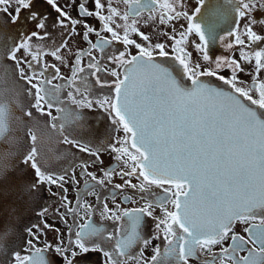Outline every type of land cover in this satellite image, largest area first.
Masks as SVG:
<instances>
[{"label": "snow or ice", "instance_id": "6c2138e0", "mask_svg": "<svg viewBox=\"0 0 264 264\" xmlns=\"http://www.w3.org/2000/svg\"><path fill=\"white\" fill-rule=\"evenodd\" d=\"M12 2L0 0V6L7 4L10 7ZM14 2L17 5L14 14L8 13V16L17 30L7 36L0 32V73L13 79L17 96L24 95L27 101L26 104H15L21 113L15 119L25 129L27 151L17 153L24 169L0 161V203L12 197V203L6 206V210L10 217H19L25 211L35 209L44 191L49 196L58 195L51 191L55 186L60 190L65 214L75 217L76 209L70 206L64 187L67 170L57 172L51 161L42 155L34 130L41 122L40 117L44 116L51 118L52 128L57 127L51 123L58 119L52 116L51 109L58 99L54 89L58 91L62 86L46 87L51 84V79L45 77L46 66L38 75L35 69L31 74H25L20 67L25 63L32 69L33 62L40 63L42 52L38 47L33 50L30 41L46 39L57 30L61 39L50 52L57 60L63 62L58 53L68 47V37L73 33L81 35L89 46L87 51L80 50L74 55L71 83L76 84L78 75L85 72L80 65L81 57L86 55L89 57L87 67L93 70L91 74L95 77V84L101 88L110 87L114 93L111 97L96 100L81 93L79 87L76 91L81 99L76 100L71 92L68 93L73 103L80 107L91 109L95 103L109 112L117 130L122 129L125 134L117 140L121 145L119 148L112 146L115 159L124 166V170L118 173L124 183L116 184L114 188L127 186L137 189L139 193L147 194L149 199L143 207L131 210H120L119 205L110 209L104 203L100 215L116 224L114 232L89 219L79 226L75 240L69 239L67 245L62 242L55 246L46 244L41 249L28 240L29 254L21 256L10 244H0V250L4 251L0 264H56L54 259H49V251L54 257H59L60 264H92L93 253L102 254L106 258L105 264H128L134 259L137 264H189L190 259L199 258L197 253L210 255L211 260L206 264H217V261L219 264H264V82L253 89L239 87L237 73L244 71L240 62L235 59L226 61L232 73L226 78L218 72L224 63L218 60L216 69H202L200 64H191V54L182 47L188 36L195 33L200 41L196 48L203 53V60L209 62V43L217 38L220 18L227 19L231 11L221 13V6L214 0H196L189 14L176 10V0H151L144 7L155 4L160 9L158 16H151V19H158L160 24L180 18L187 22L186 26L181 25V31L173 28L171 34L164 33L173 42L166 45L152 44L150 37L138 29L135 17L140 15V11L132 5H140V0H124L129 10L123 14L111 6V0H93V10H88L87 0H82L78 5L77 19H73L57 0H44L56 13L54 17L38 10L34 0ZM231 2L239 18H249L245 25L249 42L258 44L264 41V37L252 27L256 23L264 24V19L257 21L252 17L254 11L264 13V0ZM0 10L7 12L6 7H0ZM23 10L28 11L22 17ZM89 17L100 22L99 30L88 24ZM77 26L83 29L82 33L77 32ZM93 34L97 37L95 42L89 38ZM228 35L235 36L236 44L244 45V40L235 31H229ZM132 36L144 43H138ZM114 43L121 44L123 50L108 55L106 50ZM129 47H135L137 54L132 55ZM228 47L231 48L232 44ZM22 50L31 54V61L18 57ZM95 50L107 55L109 63L125 69L120 73L116 68L108 69L104 65L103 70L113 77L111 83L101 80L98 75L102 62L92 55ZM157 57L170 59L172 63L158 62ZM253 57L258 75L264 69V48L247 54L241 49V59L246 63H251ZM56 73H59L58 68ZM202 77H214L232 91L214 87ZM84 79L86 77L81 83ZM20 81L24 82V88L18 86ZM87 91L89 89L85 85ZM253 91L258 93V97L254 98ZM57 111L64 109L58 108ZM9 117L10 106L0 101V140L8 130ZM84 127L81 125L82 129ZM59 128L64 144L99 159L98 153L87 144L65 135L63 124ZM25 170L30 171V177ZM84 174L94 182L89 184L85 181L86 193L93 194L96 185L104 187L111 183L114 171L104 170L102 176L97 177L85 168ZM125 177H135L139 183L133 184ZM72 180L78 183L74 175ZM130 199L125 197V202ZM84 207L86 212L91 208L90 205ZM156 208L160 209L159 216L154 215ZM45 212L47 207L41 206L37 214L43 216ZM145 218L154 222L152 238L161 240V244L153 248L150 261L142 260V251L139 256L131 252L138 244L147 246L150 243L142 231ZM257 220L259 223H250ZM237 222L249 225L244 229L246 236L233 231ZM33 227L38 228L37 225ZM10 230V227H5L2 234L5 239ZM26 231L38 239L32 228ZM225 240L231 241L227 247L223 246ZM217 245H221L219 254L212 251ZM241 252L247 254L240 255Z\"/></svg>", "mask_w": 264, "mask_h": 264}, {"label": "flooded vegetation", "instance_id": "af4514ba", "mask_svg": "<svg viewBox=\"0 0 264 264\" xmlns=\"http://www.w3.org/2000/svg\"><path fill=\"white\" fill-rule=\"evenodd\" d=\"M34 2L37 9L41 12L50 13L53 17L56 15V13L51 10L50 6L44 3V0H34ZM57 2L73 19L78 18L77 9L82 0H57ZM102 2H105V0H102ZM214 2L221 6V13L231 11V16L227 19L220 18V28L217 30V38L215 41H210L209 43L208 54L210 56V61L205 62L203 60V53L197 50L196 45L199 44L200 41L195 33L188 36L187 43L182 45V47L191 54V64H200L202 69L205 67L216 69V61L218 60L224 63L225 66L219 69L218 72L226 78L230 77L232 74L231 69L226 65V61L230 59L237 60L240 62L241 68L244 69V71H239L237 73L239 81L237 86L245 89H253L261 82L255 79V83L254 80L245 82L246 80L240 77V75L247 72L245 68L246 64L249 66L248 63L241 59V49H243L246 54L251 53L253 50L263 48L264 41H261L258 44L249 42L245 35V25L249 23V18H239L232 8L231 0H214ZM150 3L151 0H140V5H132L133 8H138L140 11V15L135 17L138 21L137 27L141 32L150 37L152 44L164 43L166 45H171L173 42L169 40L164 33L171 34L173 28L181 31L183 30L181 25L186 26L187 22L183 18H180L178 20L166 22L165 24H160L158 19L150 18L151 16H158L160 11L158 6L151 4V7H144V5ZM67 5L71 6L69 7ZM195 5L196 0H176L175 4L178 12L185 11L189 14H191ZM16 6L14 0L10 7L7 4L0 6L7 8V12L0 10V32L4 33L5 36L16 33L17 26L11 24L8 16V13L14 14ZM111 6L117 8L121 14L129 10L128 5L124 3V0H111ZM86 8L88 10H93V0H87ZM27 11L28 10H23L21 16H25ZM252 17L259 21L264 19V13L254 11ZM131 19L132 17H130V21ZM87 22L93 28L100 29V22L94 17L87 18ZM118 23H122V21H118ZM263 26L264 24L261 23L254 24L252 26L253 31L264 37V28H261ZM25 31H27V29H25ZM229 31H235L236 34L244 40V45L236 44L235 36H229ZM77 32L82 33L83 29L77 26ZM102 34L105 36L108 35L107 33ZM89 38L93 42L97 39L94 34ZM132 38L136 39L138 43H144V41L136 36H132ZM177 38H179L178 35ZM60 39L61 37L58 30L54 31L52 35L46 39L41 40L34 38L30 43L33 50L37 49V47L41 50L42 55L40 56V63L33 62L32 69H30L25 63H22L20 67L25 74H31L33 69H35L38 75L39 71L43 70L46 66L47 71L45 72V77L51 79V84L46 85V87L54 89V86L56 85L62 86L58 91H55L54 89L55 95L58 96V99L54 102L55 106L51 109L52 116L58 118L55 121H51V123H55L57 127L52 128L49 123L51 118L44 116L40 117L41 122L34 130L38 136L37 146L41 149L42 155L46 156L51 161L57 172L67 170L64 187L67 189V200L71 202L70 206L76 209V213L75 217L65 214V209L62 207L61 195L59 194L60 190L55 186H52L51 191L53 193H58V195L49 196L48 192L44 191L41 197L38 198V205L35 209L25 211L23 215L19 217H10L6 210V206L12 203V197L7 198L0 203V244H10L12 247V243L16 241L18 247L14 249L19 251L21 256L29 254L27 251L29 247L27 244L28 240H32V243L37 248L41 249H43L46 244L55 246L62 242L64 245H67L69 239L75 240V232L79 230V226L86 223L89 219L97 225H103L107 231L114 232L116 224L110 220L102 218L100 215L104 203H106L110 209H114L116 205H119L120 210H131L133 208L143 207L146 199H149L147 194H141L137 189L127 186L122 189L114 188V185L124 183L118 175L120 171L124 170V166L121 162H118L115 159L116 153L112 151V146L119 148L121 145L117 143V140L122 139L125 134L122 129L117 130V126L112 123V115H110L109 112L98 107L95 103L91 109L80 107L78 104L73 103L72 98L68 95V93L71 92L76 100L81 99L80 93L76 91L77 87L80 88L81 93L88 95L93 100L102 99L105 96L111 97L114 93L110 87L106 86L101 88L95 84V77L91 74L93 70H90L87 67L89 57L86 55L81 57L80 65L85 68V72L78 75L76 84H72L70 78L72 76L71 69L74 63V55L80 50L87 51L89 46L87 42L82 39L81 35L73 33L68 37V47L62 49L58 53V55L63 58V62H61V60H57L50 54L51 50L59 45ZM222 43H224V45H222ZM229 44H232L231 48L228 47ZM190 48L194 49L192 50ZM117 50H123V46L114 43L106 51L108 55H111L112 52ZM168 50L170 51V48ZM128 51L132 55L137 54L135 47H129ZM92 55L102 62V70L98 75L103 81L111 83L113 80V77L103 70L104 65H107L108 69L116 68L120 73L125 71L123 67L109 63L107 55L101 54L99 50L93 51ZM18 57L23 60L31 61V54L23 50L18 53ZM157 59L158 62H163L165 64L172 63L170 59L159 57H157ZM7 63L10 64L11 62L8 61ZM57 68L59 69V73H56ZM249 74L250 73H247L246 75L248 76ZM53 76H55L54 79ZM45 77H40V79H44ZM85 77L86 79L81 83V80ZM202 79L205 82L212 83L214 87H219L229 92L232 91L229 86L224 85L214 77H202ZM85 85H87L89 89L87 92H85ZM18 86L24 88L25 84L23 81H20ZM252 95L254 98L258 97V93L255 91L252 92ZM0 101L10 106L8 130L5 132L3 140H0V161L7 165H16L18 169H24L25 166L19 163V155H17V153L19 152L22 154L24 151H27V138L25 135V129L20 121L15 119V117L21 115L19 110L15 107V104L17 102L26 104L27 101L24 95L17 96L16 87L13 86V79H10L3 73H0ZM245 103L248 102L245 101ZM58 108L64 109V111H57ZM78 117H82L83 119H78ZM24 119L27 120V118ZM61 124L64 125L63 132L65 135L74 136L82 143L87 144L91 150L98 153L99 159H97L96 156L78 151L72 145L64 144L63 136L61 135L59 128ZM81 125H84L85 127L82 129ZM29 126H32L31 122H29ZM85 168L87 172H91L97 175V177H101L104 170H113L114 175L111 178V183L104 187L96 185L94 193L87 194L85 181L87 180L89 184H94V182L91 181L89 176L84 174ZM25 171L26 175L30 177V171ZM73 175L78 183L73 182ZM125 179H131L133 184L139 183L135 177H125ZM142 195L144 196L143 199L141 198ZM125 197H130L131 199L125 202ZM78 200L80 203L79 207H77ZM85 205L91 206L87 212L84 207ZM41 206L47 207V212H45L43 216L37 214L41 211ZM160 214V209L156 208L154 215L159 216ZM145 221L146 224L142 231L144 237L150 239V243L147 246L138 244L131 250V252L132 254L139 256L142 251V260L150 261V258L153 255V248L156 245L161 244V240L152 238L154 234V222L152 219L145 218ZM250 223H259V221L257 220ZM33 225H37L38 228L33 227ZM45 225L48 227H45ZM6 226L10 227L11 230L8 237L5 239L2 234ZM248 226L249 225L244 223L237 222L233 231L239 235L246 236L247 234L244 232V229ZM27 228H32L33 233H35L38 239L30 236L26 231ZM17 230H20L19 239L16 236H13V233ZM230 242V240H225L223 246L227 247ZM249 247H251V245H249ZM212 251L215 254H219L221 251V245L215 246ZM246 254L247 252L240 253V255ZM48 256L49 259H54L56 264H60L59 257H54L51 251H49ZM197 256L199 258L190 259L189 264H206V262H210L211 260L208 253H197ZM91 258L92 264H105L106 258L100 253H93ZM3 259L4 251L0 250V260ZM128 264H137V261L135 259L130 260ZM217 264H219L218 261ZM226 264H228V262H226Z\"/></svg>", "mask_w": 264, "mask_h": 264}, {"label": "rangeland", "instance_id": "374dc122", "mask_svg": "<svg viewBox=\"0 0 264 264\" xmlns=\"http://www.w3.org/2000/svg\"><path fill=\"white\" fill-rule=\"evenodd\" d=\"M257 24V23H256ZM260 24V23H259ZM181 25V24H180ZM175 27V26H174ZM262 29L264 28L261 27ZM224 42V41H223ZM225 43V42H224ZM224 43H222V45H224ZM264 48V46H263ZM190 49H194V48H190ZM249 66L246 64V73L240 75V77L244 80H246L245 82L251 81V80H257L259 82H264V69H261L257 75V70L255 68V63H254V57L252 58V62L248 63ZM247 73H250L248 76L246 75ZM246 75V76H245ZM13 236H16L18 239L20 238V230H17L13 233ZM17 239V240H18ZM19 241V240H18ZM18 247V243L16 241H14V243H12V248H17Z\"/></svg>", "mask_w": 264, "mask_h": 264}, {"label": "water", "instance_id": "95a60500", "mask_svg": "<svg viewBox=\"0 0 264 264\" xmlns=\"http://www.w3.org/2000/svg\"><path fill=\"white\" fill-rule=\"evenodd\" d=\"M222 90H224V89H222ZM225 92H229V91H227V90H224Z\"/></svg>", "mask_w": 264, "mask_h": 264}]
</instances>
